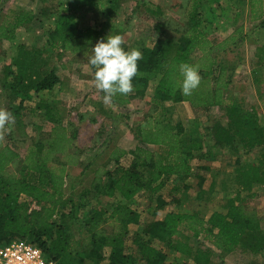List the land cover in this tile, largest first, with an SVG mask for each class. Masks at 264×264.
Listing matches in <instances>:
<instances>
[{
  "label": "trees",
  "instance_id": "16d2710c",
  "mask_svg": "<svg viewBox=\"0 0 264 264\" xmlns=\"http://www.w3.org/2000/svg\"><path fill=\"white\" fill-rule=\"evenodd\" d=\"M99 1L65 0V11L55 19L43 47L18 45L19 58L13 62L17 73L10 83L12 100L6 104L15 124L6 135L7 143L0 145V247L27 241L41 248L53 264H165L167 252L174 256L175 264H212V247L191 243L192 237L202 236L223 252L263 254L262 219L242 202L230 200L225 212L215 211L208 217L199 211L171 210L149 222H142L139 213L126 203L142 191L161 201L157 192L169 178H184L194 172L192 160L202 141L192 138L194 129L186 132L181 121H171V108L164 105L170 100L189 102L196 108L218 106L224 111L226 124L215 122L206 128L215 144L233 153L262 150L258 163L244 164L237 159L234 182L238 190L249 191L253 184L264 182V124L259 109L248 111L233 96L235 71L243 60L236 50L247 37L244 24L238 22L222 39L209 35L211 26L219 29L216 21L224 11L222 0H190L187 21L176 29V36L160 28V35L139 49L143 59L138 61L139 75L133 78L135 90L127 96L118 94L113 102L118 116L128 119L125 105L131 98L151 94L153 111L133 126L125 123L137 141L133 149L115 148L100 164H95L97 157L86 162V149L75 144L76 129L65 124L61 104L46 98L35 106L29 103L33 91L53 90L60 84L56 71L47 67L48 54L61 57L59 50L87 54L106 37L98 27L79 28L69 15ZM107 1L115 6L118 0ZM246 3L247 19L263 18V24L264 0ZM159 9L150 12L161 14ZM236 15L232 14L231 23L238 21ZM16 18L20 26L23 17ZM12 33L6 29L5 37L12 38L8 35ZM0 37H4L1 32ZM256 54L264 65V42L257 46ZM182 62L200 67L201 84L191 96H184L180 89L183 77L178 66ZM263 81L261 76L254 78L257 86ZM29 116L39 119L31 123L33 135L25 122ZM128 154L129 163L123 164L121 159ZM204 155L198 157H207ZM78 165L80 172L73 174L71 167ZM88 170L93 177L85 185ZM116 194L121 195L120 200L103 203L102 197ZM23 197L41 206L30 209ZM132 225H140V229L132 231Z\"/></svg>",
  "mask_w": 264,
  "mask_h": 264
},
{
  "label": "rangeland",
  "instance_id": "374dc122",
  "mask_svg": "<svg viewBox=\"0 0 264 264\" xmlns=\"http://www.w3.org/2000/svg\"><path fill=\"white\" fill-rule=\"evenodd\" d=\"M12 1L13 8H18L23 7L26 0ZM189 1L118 0L116 5L112 6L109 1L100 0L94 7L71 12L69 15L72 22L79 28L94 26L103 29L107 33L103 38L105 42L108 35H122L125 39L123 47L126 51H130L132 48L140 49L155 40L160 35V28L162 30L165 28L172 37L176 36V29L182 28L187 21ZM246 1L222 0L224 11L216 21L219 29L217 31L211 26L209 35L213 33L217 39H222L232 32L238 22L244 24L247 37L236 50L243 60L235 71L233 96L240 99L248 111L252 108L259 109V119L264 124V97L263 99L260 97V94L264 96V81L260 86L254 82L256 76L264 79V65L258 62L256 54L257 46L264 42V23H261L263 18L256 21L247 19ZM64 2L65 0H30L29 6L34 15V21L31 23L29 36L23 39L20 35L18 43L25 42L29 47L44 45L49 39L51 29H54L56 25L55 19L65 11ZM156 7L160 8L161 14H151L150 10H155ZM234 13L237 14L238 21L231 23L229 19H232ZM159 23L166 25L158 28ZM92 49L87 54L81 55L59 50L62 55L53 57L51 67L59 75L60 81L66 84V88L61 91L58 88H55L53 92L44 91L40 97L52 96L56 102L61 104L59 105L63 109L61 115L65 124L70 130L76 129L75 144L86 149L85 161L97 157L95 164H100L108 159L109 154L115 148L124 151L134 148L137 141L125 123L133 126L142 119L143 115L151 113L154 105L151 103V94L134 96L125 105L129 110L128 119L118 116L116 105L114 107L105 105L100 91L93 83V67L88 64L87 57L93 54ZM153 81L156 82L157 77ZM164 105L171 108V121L174 124L181 121L186 132L195 130L192 138L202 141V148L195 151L197 157L192 160L194 172L188 177L173 176L166 181L161 190L157 192V195L162 197L161 201H167L164 204H161L163 202L155 197H149L143 191L126 203L139 213L142 222H149L162 218L171 210L199 211L202 216L208 217L215 211L225 212L228 201L234 200L254 209L261 217L264 227V182L253 184L249 191H239L234 182L237 159L244 164L258 163L262 150L258 147L249 152L240 150V152L233 153L220 149L206 129L215 122L222 124L228 122L226 114L218 106L208 109L196 108L189 102H174L173 100L165 101ZM2 106L6 109L5 103ZM33 121L39 122L38 117L29 116L25 120L29 124L27 129L30 135L34 134V126L31 125ZM6 142L5 137L0 145ZM209 151L212 153L209 154ZM202 154L207 157L205 155V157H198ZM130 158L131 155L128 154L127 157H122L121 162L127 164ZM203 166L208 168L204 169ZM80 170V167L72 168V173L77 174ZM92 177V171L88 170L85 185L91 182ZM201 178H204L203 183L199 185ZM22 199L28 202L30 209H37L41 206L32 199H25V197ZM120 199L119 194L109 198L102 197L103 203L117 202ZM137 229H140V225L131 226L132 231ZM191 243L202 244L203 247L210 245L213 249L212 264H264V253L256 255L239 251L223 252L202 236L197 239L192 237ZM167 253L168 260L165 264H175L174 256L170 252ZM188 264L194 263L188 261Z\"/></svg>",
  "mask_w": 264,
  "mask_h": 264
},
{
  "label": "clouds",
  "instance_id": "9594fccd",
  "mask_svg": "<svg viewBox=\"0 0 264 264\" xmlns=\"http://www.w3.org/2000/svg\"><path fill=\"white\" fill-rule=\"evenodd\" d=\"M122 35H108L99 40L87 57L88 64L95 69L94 86L103 92L105 105L114 107V97L129 95L134 92L133 78L139 75L138 61L143 59L142 52L137 48L126 51ZM178 71L183 77L180 84L184 96H191L200 86L202 77L199 65L182 62ZM15 124V116L5 108H0V142L10 134Z\"/></svg>",
  "mask_w": 264,
  "mask_h": 264
},
{
  "label": "crops",
  "instance_id": "0c3cea01",
  "mask_svg": "<svg viewBox=\"0 0 264 264\" xmlns=\"http://www.w3.org/2000/svg\"><path fill=\"white\" fill-rule=\"evenodd\" d=\"M29 4H30V0H26L23 7L13 8L12 0H0V32L1 34L3 33V36H4V37H0V108L3 107L2 105L4 103L6 106V104H8V102L10 103V101L12 100V99L11 100L9 99V95L11 92L10 83L14 79L15 77L14 75L17 73V67L13 62L16 58H19V55L17 53L18 45L24 44L28 49L33 48V47H29L25 42L18 43L20 39L19 38L20 35H21V38L26 39L27 35L30 34L31 23L34 21V18H33L34 15H32L33 13H31L30 11ZM17 15H22L23 17V22L20 26H18L19 21L16 18ZM6 29L13 30L12 34H8L12 38L5 37ZM45 44H46V41L44 45ZM44 45L37 46V47H43ZM48 55H49V62L47 63V67L52 68L51 61L53 57L50 54ZM44 59L45 60L47 59V54H44ZM56 88H58V90L61 91L62 89L66 88V84L60 81V84H58ZM53 90H42L39 92L33 91L32 92L33 99L32 101H29V103L35 106V103L37 101H40L42 98H46L51 101L55 100L54 98H52V96L40 97L42 92L44 91L53 92ZM13 166L11 165V167ZM76 167L79 168L80 165ZM72 168H75V167H71V170ZM93 203H95V200H93Z\"/></svg>",
  "mask_w": 264,
  "mask_h": 264
},
{
  "label": "built area",
  "instance_id": "2783aa9c",
  "mask_svg": "<svg viewBox=\"0 0 264 264\" xmlns=\"http://www.w3.org/2000/svg\"><path fill=\"white\" fill-rule=\"evenodd\" d=\"M0 264H53L41 248L27 241L0 247Z\"/></svg>",
  "mask_w": 264,
  "mask_h": 264
}]
</instances>
